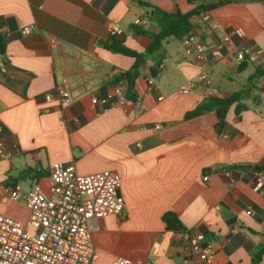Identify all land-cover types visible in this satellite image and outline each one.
Masks as SVG:
<instances>
[{
  "label": "crops",
  "instance_id": "0c3cea01",
  "mask_svg": "<svg viewBox=\"0 0 264 264\" xmlns=\"http://www.w3.org/2000/svg\"><path fill=\"white\" fill-rule=\"evenodd\" d=\"M223 1L209 10L218 30L201 34L206 59L187 55L181 38L167 39L161 51L145 56L135 86L142 103L138 113L133 104L105 109L91 102L92 96L113 97L114 78L135 62L105 48L110 23L119 22L125 46L142 53L151 39L133 34L130 26L140 20L136 25L159 30L145 17L143 3L171 13H188L198 3L0 0V32L12 37L5 60L0 55V137L8 151L0 161V193L11 184L31 187V175L40 171L48 172L40 180L46 188L54 163H73L82 176L114 171L121 178L126 216L93 221L96 264H114L118 258L183 264L189 254L184 232L200 235L202 245L215 253L213 264H254L257 256L264 264V190L253 189L255 174L264 172V0ZM25 28L30 33L23 34ZM232 30H242L244 37L224 43ZM242 50L258 53L257 61L239 63ZM163 59L164 71L153 77L151 69ZM203 73L214 81L215 97L244 95L246 110L238 118L234 104L222 134L214 111L187 118L214 97L204 88L179 92ZM60 87L71 96L64 106L57 98ZM48 93L54 97L50 101ZM169 212L179 217L184 231L166 228L163 216ZM0 214L22 223L29 218L23 199L3 198Z\"/></svg>",
  "mask_w": 264,
  "mask_h": 264
},
{
  "label": "built area",
  "instance_id": "2783aa9c",
  "mask_svg": "<svg viewBox=\"0 0 264 264\" xmlns=\"http://www.w3.org/2000/svg\"><path fill=\"white\" fill-rule=\"evenodd\" d=\"M135 23L140 24L141 21L137 20ZM208 30L216 31L218 25L209 11H201L193 17L191 30L181 38L185 53L197 61L206 59L207 45L201 34ZM30 31L25 28L22 33L27 34ZM123 34L119 22L112 21L109 36L117 38ZM243 37L242 30H232L225 35L223 41L231 43L233 38ZM257 57L258 53L250 50H242L236 56L239 63L246 60L255 62ZM165 64L166 60L163 59L158 65L159 72L164 71ZM1 71L6 72L4 67ZM148 84L151 89L154 87L152 78L148 80ZM199 88L206 89L209 96L215 97L217 94L214 81L206 73L196 80L187 81L179 92L190 95ZM57 91L59 104L67 105L70 102V92L61 87ZM52 98L54 97L50 93L45 95L48 101ZM158 100H163V97H158ZM91 102L105 109L133 104L138 113L142 111L141 100L131 102L126 97V89L122 83L116 85L113 97L92 96ZM7 156L6 143L0 137V161ZM47 180L46 188L36 179L32 180V186L27 189L23 184L3 186L0 200L5 197L12 201L23 199L29 210V218L22 223L0 214V264H96L98 255L93 242V221L106 216L119 219L126 216L125 201L120 194L119 174L103 171L82 176L77 174L73 163H54ZM253 189L263 192L264 172L255 174ZM182 241L189 253L183 259V264H196L194 258L201 259L205 264H213L215 253L202 245L199 234L184 232ZM114 264L133 262L128 258H118Z\"/></svg>",
  "mask_w": 264,
  "mask_h": 264
},
{
  "label": "trees",
  "instance_id": "16d2710c",
  "mask_svg": "<svg viewBox=\"0 0 264 264\" xmlns=\"http://www.w3.org/2000/svg\"><path fill=\"white\" fill-rule=\"evenodd\" d=\"M202 1L205 2L206 0H189V2L192 4H198L194 10L188 13H182L181 11H177L174 13L166 12L152 4L143 3L142 7H144L147 11L145 17L152 23L156 24L159 27V30L152 31L136 24H132L130 26V32H132L133 34L143 35L151 39L150 45L142 53L133 51L126 47L124 39L120 37H109L108 41L104 45L108 51L128 56L135 60L131 69L121 72L113 80L114 85L122 83L125 86L126 97L131 102H134L136 100V80L139 77V70L142 65V62L144 61L145 56L161 51L163 44L167 39L182 38L186 33L191 30L192 18L195 15L199 14L201 11L212 10L215 7L224 5L227 2L221 0L211 5H204ZM152 11L154 12L153 15L151 14ZM11 39L12 37L8 33L0 32V55L4 60L7 46ZM262 70L264 71V67H262ZM262 70L261 68H258L256 74H261ZM159 73L160 72L158 70V65L151 69V74L153 77H157ZM243 98L244 95L242 93H235L227 98L209 97L204 100L194 112L188 114L187 118L199 116L204 113L214 111L216 112L218 118L216 130L218 134H222L228 125L226 116L230 108L234 104H236L235 113L238 118H240L241 111L246 110V106L242 104ZM47 175L48 172L46 171L34 172L31 175V178L40 181ZM163 221L166 224V228L168 230L184 231V227L179 217L172 212L166 213L163 216ZM259 259L260 256H257L254 259V264H258Z\"/></svg>",
  "mask_w": 264,
  "mask_h": 264
},
{
  "label": "water",
  "instance_id": "95a60500",
  "mask_svg": "<svg viewBox=\"0 0 264 264\" xmlns=\"http://www.w3.org/2000/svg\"><path fill=\"white\" fill-rule=\"evenodd\" d=\"M151 14L153 15V14H154V12L152 11V12H151ZM258 169L260 170V168H258Z\"/></svg>",
  "mask_w": 264,
  "mask_h": 264
},
{
  "label": "rangeland",
  "instance_id": "374dc122",
  "mask_svg": "<svg viewBox=\"0 0 264 264\" xmlns=\"http://www.w3.org/2000/svg\"><path fill=\"white\" fill-rule=\"evenodd\" d=\"M25 185H26V186H28V184H27V183H26ZM5 203H6V201H5ZM4 216H5V215H4Z\"/></svg>",
  "mask_w": 264,
  "mask_h": 264
}]
</instances>
